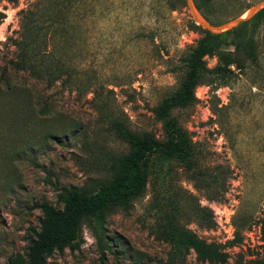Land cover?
<instances>
[{"label": "rangeland", "instance_id": "374dc122", "mask_svg": "<svg viewBox=\"0 0 264 264\" xmlns=\"http://www.w3.org/2000/svg\"><path fill=\"white\" fill-rule=\"evenodd\" d=\"M259 1L193 3L219 24L246 16ZM45 9L60 18L48 46L42 34L18 45L29 12ZM230 28L221 50L230 53L238 35L252 45L253 60L242 70L230 64L228 85L200 83L190 106L172 110L202 167L232 169L224 196L212 200L220 189L198 188L176 160L152 161L141 194L127 207L107 208L102 221L84 218L73 247L54 251L49 264H264V15ZM206 31L186 0H0V264H26L41 203L61 209L65 188L94 191L114 177L113 162L130 152L116 123L140 137L166 138L153 109L179 88L180 57ZM25 50L30 59L22 63ZM49 57L83 72L70 85H50L40 72ZM204 59L209 68L225 64L215 53ZM170 223L221 245L226 261L179 252Z\"/></svg>", "mask_w": 264, "mask_h": 264}, {"label": "trees", "instance_id": "16d2710c", "mask_svg": "<svg viewBox=\"0 0 264 264\" xmlns=\"http://www.w3.org/2000/svg\"><path fill=\"white\" fill-rule=\"evenodd\" d=\"M29 14L32 18L30 23L24 26L23 39L18 45L29 47L42 34L44 45L48 46V40L53 38L55 26L60 18L53 14V9H45L42 12L30 11ZM260 14L264 15V7L255 13V15ZM233 31V28L222 32L208 30L181 55L180 60L184 64L185 74L179 88L162 98L153 109L155 117L163 124L166 134L164 140L140 137L116 123L118 133L130 146V152L113 162L114 177L94 191L65 188L60 195V201L63 203L61 209L48 203L40 204L44 217L40 222L39 230H34L33 237L29 238L26 264H49L47 258L54 251L62 252L67 246L73 247L74 241L79 237L84 218L92 217L102 221L107 208L129 206L132 199L143 191L147 182L148 167L152 161L161 164L176 160L191 175L198 188L210 192L220 189L218 193H211L212 200L224 196L225 181L232 173V169L224 163H218L210 170L202 167L196 145L172 115V110L190 106L195 100L194 92L200 83L228 85L234 74L229 68L230 64L242 70L246 61L253 60L252 45L238 35L234 36L233 50L230 53L221 50L222 37ZM27 53L28 51L25 50L22 54V63L30 59ZM40 53L48 54L47 51ZM214 53L224 58L225 64L209 68L204 57ZM80 71L83 72V69L67 66L63 59L57 57H49L40 69L42 78H46L50 85L59 79L70 85L74 79H77ZM92 92L95 96L99 94L96 87ZM261 231L264 235V224ZM168 232V238L179 252L181 248L186 251L192 249L197 259L202 262L221 263L227 259L228 254L221 250V245L206 242L189 229L170 223ZM236 238L238 235L237 237L235 235L234 240ZM8 264H18V260L10 259Z\"/></svg>", "mask_w": 264, "mask_h": 264}, {"label": "water", "instance_id": "95a60500", "mask_svg": "<svg viewBox=\"0 0 264 264\" xmlns=\"http://www.w3.org/2000/svg\"><path fill=\"white\" fill-rule=\"evenodd\" d=\"M186 3H187V6H188L193 18L196 21V24L201 25L202 27L206 28L207 30H209L211 32H221V31L227 30L232 25H236V24L240 23L241 21L250 19L251 17H253L255 15V13L259 9L264 7V0H261L249 9V11L247 12V15L245 17L240 16V17L228 20V21H224V22L219 23V24H212V23L206 21L205 19H203L198 14V12L194 6L193 0H186Z\"/></svg>", "mask_w": 264, "mask_h": 264}, {"label": "bare ground", "instance_id": "6f19581e", "mask_svg": "<svg viewBox=\"0 0 264 264\" xmlns=\"http://www.w3.org/2000/svg\"><path fill=\"white\" fill-rule=\"evenodd\" d=\"M247 15V14H246ZM242 17H245V16H242Z\"/></svg>", "mask_w": 264, "mask_h": 264}]
</instances>
